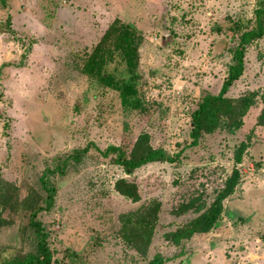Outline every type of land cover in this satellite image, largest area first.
I'll use <instances>...</instances> for the list:
<instances>
[{
  "label": "rangeland",
  "instance_id": "obj_1",
  "mask_svg": "<svg viewBox=\"0 0 264 264\" xmlns=\"http://www.w3.org/2000/svg\"><path fill=\"white\" fill-rule=\"evenodd\" d=\"M264 0H10L0 3V175L21 196L42 198L52 189L40 220L50 233L53 264H264V37L248 48L243 76L227 97L252 91L258 102L236 133L222 128L191 143L192 113L207 94L217 95L241 35L256 26ZM11 16V26L8 17ZM130 22L144 36L138 88L147 112H126L119 94L80 74L93 47L115 21ZM115 65L110 67L114 70ZM142 134L169 155L187 147L177 163H152L127 176L89 144L132 149ZM242 180L225 202L215 230L176 247L167 232L192 220L173 211L204 193L212 202L235 162ZM45 177V184L42 179ZM127 178L139 185L133 203L115 190ZM159 200L162 208L147 257L122 235L118 216ZM23 212L7 211L0 225V256L21 255Z\"/></svg>",
  "mask_w": 264,
  "mask_h": 264
},
{
  "label": "trees",
  "instance_id": "obj_2",
  "mask_svg": "<svg viewBox=\"0 0 264 264\" xmlns=\"http://www.w3.org/2000/svg\"><path fill=\"white\" fill-rule=\"evenodd\" d=\"M10 0H0L4 8H8ZM256 26L245 31L239 40L233 54V63L229 66L228 75L217 95L207 94L201 100L198 108L192 113L190 133L191 143L189 147H198L204 135L214 134L222 128H227L231 133H236L244 126V118L253 106H256L258 93L252 91L238 98H229L227 94L230 88L245 72V58L247 48L256 40L264 37V10L256 12ZM8 25L11 26V16L8 17ZM144 41L143 33L132 23L115 20L105 31L100 41L89 53L84 65L80 68V74L89 78L97 85L110 89L119 94L120 103L126 112H147L148 106L140 93L138 83L140 74V47ZM115 65L114 70L110 67ZM258 125L264 126V100L263 108L258 116ZM150 136H139L132 149L125 146L110 145L105 150L89 143L80 154H86L95 147L97 152L106 159L120 167L127 176L145 165L152 163H177L180 161L185 149L171 156L162 148L150 146ZM248 143L242 142L234 152L235 166L231 174L224 180L223 186L216 190L212 202L208 203L204 193L190 198L179 204L173 211L175 216H182L188 212L196 214L189 222L178 227L175 231L164 234L165 240L176 247L184 246L185 242L198 235H207L217 228L226 211L225 202L236 192L242 180L241 170L238 168L243 159ZM45 184V177L42 179ZM48 197L42 198L36 191L30 190L25 196L19 194L18 188L6 181L0 175V225L3 223V215L7 212H23L26 221L24 224V241L31 248L21 255L0 256V264H53L54 251L49 245L50 233L40 220V213L50 210L52 207V189L44 187ZM115 190L121 196L133 203L142 200L139 185L127 178H121L115 183ZM162 203L159 200L142 204L135 211L118 216L121 223V231L124 238L141 255L147 257L149 247L159 223ZM172 258H164L155 254L148 264H165Z\"/></svg>",
  "mask_w": 264,
  "mask_h": 264
}]
</instances>
